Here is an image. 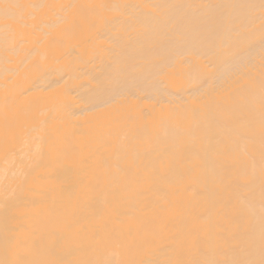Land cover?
Wrapping results in <instances>:
<instances>
[{"label":"bare ground","instance_id":"obj_1","mask_svg":"<svg viewBox=\"0 0 264 264\" xmlns=\"http://www.w3.org/2000/svg\"><path fill=\"white\" fill-rule=\"evenodd\" d=\"M0 264H264V0H0Z\"/></svg>","mask_w":264,"mask_h":264}]
</instances>
